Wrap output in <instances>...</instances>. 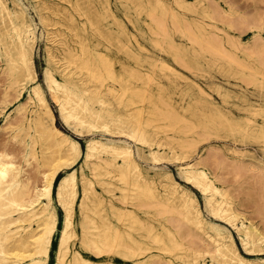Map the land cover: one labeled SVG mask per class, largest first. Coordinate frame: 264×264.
I'll return each mask as SVG.
<instances>
[{
	"label": "bare ground",
	"instance_id": "1",
	"mask_svg": "<svg viewBox=\"0 0 264 264\" xmlns=\"http://www.w3.org/2000/svg\"><path fill=\"white\" fill-rule=\"evenodd\" d=\"M249 1L0 0V264H264Z\"/></svg>",
	"mask_w": 264,
	"mask_h": 264
},
{
	"label": "rangeland",
	"instance_id": "2",
	"mask_svg": "<svg viewBox=\"0 0 264 264\" xmlns=\"http://www.w3.org/2000/svg\"><path fill=\"white\" fill-rule=\"evenodd\" d=\"M236 2L237 3H242L243 2V4L242 5H244V4H249L251 1H249V0H236ZM245 2V3H244ZM240 3V4H241ZM111 5H112V7H113V2L111 1ZM138 36V35H137ZM139 39H140V37H139ZM42 41L41 40H38L37 41V47H36V50H35V56H34V62H35V68H36V72H37V76H38V78H39V80H41V78H42V72H41V70H42V67H43V65H44V63H43V60H42ZM144 45H146V46H148L147 45V43H144ZM118 56H119V59H122L123 61H125V62H127V58L125 57H123V54L121 53V52H119L118 53ZM179 81H182L181 79H179ZM0 82H2L1 80H0ZM182 85V84H181ZM25 96V95H24ZM48 97V96H47ZM48 100H49V102L51 101L50 99H49V97H48ZM50 106H51V108L53 109V111H54V114L56 115L55 116V122H56V124H57V126L58 127H60V128H62L63 129V125H62V123H61V121L59 120V118H58V116H57V112H56V108H55V105L52 103V102H50ZM9 109H11L12 108V104H10L9 106ZM3 122V120H2V118L0 117V124ZM64 130H65V128H64ZM2 132H0V138L2 137ZM73 135V134H72ZM3 136H4V134H3ZM75 136V135H74ZM78 139L80 140V142L83 144V139H82V137H78ZM168 167L171 169V171L175 174V167L173 166V164H168ZM249 204V203H248ZM247 205V204H246ZM251 208H250V205H249V208H248V205H247V210H250ZM54 246H55V241H54ZM49 264H52V261H50L49 262Z\"/></svg>",
	"mask_w": 264,
	"mask_h": 264
}]
</instances>
